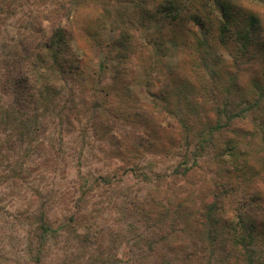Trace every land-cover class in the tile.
Segmentation results:
<instances>
[{
	"label": "trees",
	"instance_id": "16d2710c",
	"mask_svg": "<svg viewBox=\"0 0 264 264\" xmlns=\"http://www.w3.org/2000/svg\"><path fill=\"white\" fill-rule=\"evenodd\" d=\"M28 1L31 0H15ZM113 1L135 5L136 14L126 18V12L117 11V23H111L110 31L112 34L118 31V37L97 45L107 50L101 72L106 73L110 62L116 58L114 77L119 78L118 83L146 88L152 102L145 106L146 116L142 117L141 124L146 125L149 121L150 125H156L169 136L166 140L170 145L179 146L182 143L193 150V164L186 167L183 173L176 172L185 180L199 176L203 187L196 188L200 197L192 196L191 201L194 204L200 200V207H185L184 216L180 211L167 208L168 205L158 210V201L154 197L156 202L152 199L151 203L136 207L140 218L144 221H166L167 224L161 225L167 229L164 231L166 234L160 233L163 241L178 242L181 235L176 233H185L188 242L177 246L185 248V264H264V195L259 187L249 193L247 186L264 185V169L254 173L248 164L252 160V144L260 140L263 149L259 159L264 167V78L263 82L262 78L252 81L254 89L245 84V73L250 65H256L257 59L262 60L261 50L256 46L259 44L257 34L261 31V17L245 11L241 4L243 0H217L222 5V16L214 11L212 0ZM91 2L93 0H66L59 10L53 12L55 16L39 12L38 19L34 21L44 19L49 22L54 28L51 36L36 28L38 25L35 22L27 35L20 28L18 35L21 39H17L16 34L14 39H10L13 43L6 48L7 54L0 61V74L18 73L12 79L9 77L1 81V87L5 90L7 83L13 84L19 91L14 104L0 109L1 135L11 137L18 131L17 138L24 142L25 134L30 133L26 119H31L35 108H56L57 100H61V90L71 91L73 82L78 85V79L87 86L88 83L93 84L95 72L90 60L92 39L84 43L85 47L79 44L75 48L77 32L73 28L74 19L79 14L85 12L90 15L88 3ZM153 4L157 9H152ZM103 11L100 18L105 30L108 29V26L104 27L105 17L112 18L113 12L106 7ZM16 12L15 8L7 10L6 19ZM137 16L140 27L134 24L133 19L128 21L131 17L137 19ZM63 18L67 20V25L63 24ZM142 19L157 24L156 34L147 35L146 39L137 35L141 26L146 24H142ZM2 20L0 18V22ZM211 29L216 30L218 44L231 54L226 64L222 58L212 55L217 47L208 41ZM176 31L178 34L185 31V39L180 43ZM167 38L175 43L172 52L165 46ZM255 46L257 49L254 50ZM175 50L186 54V60L178 59L172 70H168V58L176 53ZM61 83H64V88L60 90ZM12 91L16 92V88L13 87ZM101 92H105L109 103L107 108L102 102L95 105L98 115L95 123L98 125L101 122L99 127L103 123L105 134H110L113 127L111 118L116 120V116L124 117L126 113L127 117L133 118L134 114L121 103L113 107L111 103L115 96L112 97L106 88H102ZM97 93L100 91L95 92V100ZM68 101L67 110L70 113L72 102H75L72 93ZM251 112L254 116L248 119L247 115ZM259 113L263 114L261 121ZM166 140L162 139V146L168 144ZM4 143L5 149L12 151L18 144L16 139H7L0 144V152ZM212 152H215L213 164L218 170L209 172L215 173L217 178L204 180L199 174L206 169L202 161ZM254 156L258 158V154ZM144 180L150 181L151 178L144 176ZM77 224L81 226L82 220ZM180 225H185V229H180ZM49 231L55 232L47 227L46 232ZM47 238L46 233L45 242ZM162 264H171V261L165 257Z\"/></svg>",
	"mask_w": 264,
	"mask_h": 264
},
{
	"label": "rangeland",
	"instance_id": "374dc122",
	"mask_svg": "<svg viewBox=\"0 0 264 264\" xmlns=\"http://www.w3.org/2000/svg\"><path fill=\"white\" fill-rule=\"evenodd\" d=\"M65 1L0 0V18L3 19L0 22V61L7 54L6 48L13 43L10 40L14 39L13 35L21 39L18 35L20 28L27 35L32 31L31 25L36 22V28L43 29L51 36L54 28L49 22L34 20L38 19L39 12L55 16L53 12L59 10ZM218 1L212 0L214 11L222 16V5ZM241 4L245 11L249 10L261 17V31L257 34L259 44L256 46L261 50L262 60L257 59V64L250 65L249 71L245 73L246 86L254 89L252 81L262 78L263 82L264 78V0H243ZM88 5L90 15L82 12L74 19L73 28L77 32L74 47L78 48L79 44L85 47L84 43L92 39L90 60L95 72L93 84L88 83L87 86L78 79V85L73 82L72 90L64 91L61 90L64 83H61V100H57V107H34L31 119H26L30 133L25 134L24 142L17 138L18 131L11 137L0 134V144L7 142V139H16L18 143L13 151L5 149L4 143L3 151L0 152V264H162L165 257L171 264H185V248H177L179 244L188 242L185 233H176L181 235L178 242L161 240L160 233L166 234L164 231H167L161 225L166 221H144L136 207L151 203L155 197L158 210L168 205L167 208L180 211L184 216L185 207L199 208L200 200L191 203L192 196L200 197L196 188L203 189L199 176L185 180L176 172L183 173L186 167L193 164V150L182 143L179 146L170 145L169 140H166L169 136L156 125H150L149 121L146 125L141 124L142 117L146 116L145 106L152 100L143 85L127 87L118 83L119 78L114 77L116 58L110 62L106 73L101 72L107 50L97 45L118 37V31L114 34L110 31L111 23H117V11L126 12L127 18L136 14L135 5L113 0H93ZM105 7L113 12V16L105 17L104 27L108 26V29L103 30L100 17ZM152 7L157 9L155 4ZM12 8L17 12L6 19V11ZM137 17L135 20L131 17L128 21L133 19L134 24L140 27ZM63 24H68L65 18ZM142 24L143 27L137 32L141 39L156 34L157 24L143 19ZM181 32L178 34L176 31L179 43L186 35L185 31ZM249 32L251 34V30ZM215 33L216 30L211 29L208 34L209 43L211 41L217 47L212 55L222 58L226 64L231 54L218 44ZM87 34L93 37L88 38ZM36 35L41 37L40 34ZM165 46L171 52L176 47L168 38ZM175 52L168 58V70H172V65L178 59L186 60V54L177 50ZM16 72L5 76L0 74V109L14 104L17 99L19 90L16 86L7 83L5 90L1 87V81L9 77L12 79ZM13 87L16 92L12 91ZM102 88L111 92L112 97L115 96L111 103L113 107L121 103L134 114L133 118L127 117L128 113L124 117L116 116V120L111 118L113 127L110 134H105L103 123L100 127L101 122L98 125L95 123L98 117L95 105L102 102L107 108L109 103L105 92H101ZM98 91L100 93L96 94L95 100V92ZM71 93L75 102H72L74 110L69 113L67 107ZM253 116L252 112L247 115L248 119ZM259 117L261 121L263 114L259 113ZM161 138L168 144L162 146ZM158 142L160 145H157ZM262 149L260 140L252 144L253 155L248 164L254 173L264 169L259 159ZM256 154L258 158L254 156ZM214 155L215 152L210 153L203 159V164L200 163L206 164V169L199 173L204 180L217 178L215 173L209 172L218 170L213 164ZM144 176L151 180H144ZM247 186L249 193L253 192L251 189L259 187L264 195V185L258 183ZM186 213H189L188 210ZM80 220L82 224L77 226ZM184 226L179 227L185 229ZM47 227L55 232H46ZM46 233L48 238L45 242Z\"/></svg>",
	"mask_w": 264,
	"mask_h": 264
}]
</instances>
